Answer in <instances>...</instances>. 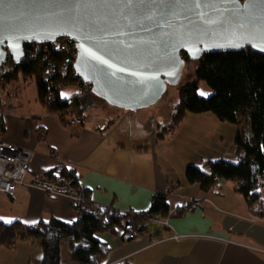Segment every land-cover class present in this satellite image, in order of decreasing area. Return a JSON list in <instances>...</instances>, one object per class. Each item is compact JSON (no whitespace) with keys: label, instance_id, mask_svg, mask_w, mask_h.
<instances>
[{"label":"crops","instance_id":"1","mask_svg":"<svg viewBox=\"0 0 264 264\" xmlns=\"http://www.w3.org/2000/svg\"><path fill=\"white\" fill-rule=\"evenodd\" d=\"M36 100L31 104L26 96L19 110L22 118L3 119L0 128L2 139L35 151L26 181L65 166L73 169L92 203L122 212H145L155 194H169V214L149 220L139 239L121 232L101 235L111 248L107 264H264V209L249 205L233 181L203 190L185 175L191 164L210 174L208 160L236 161L228 155L236 151L237 129L234 132L210 112H186L173 132L163 133L158 128L162 121L146 117L143 109L114 107L96 97L84 123L69 126ZM143 135L147 136L141 143L138 137ZM3 196V202L18 204L8 218L0 215L7 223L71 221L77 216L67 196H50L26 184ZM203 198L207 200L177 214L186 202ZM41 254L37 245L20 240L11 247L0 246V264H34Z\"/></svg>","mask_w":264,"mask_h":264},{"label":"water","instance_id":"2","mask_svg":"<svg viewBox=\"0 0 264 264\" xmlns=\"http://www.w3.org/2000/svg\"><path fill=\"white\" fill-rule=\"evenodd\" d=\"M60 36L77 41L74 67L92 93L134 111L179 81L186 57L264 55V0H0V65Z\"/></svg>","mask_w":264,"mask_h":264},{"label":"trees","instance_id":"3","mask_svg":"<svg viewBox=\"0 0 264 264\" xmlns=\"http://www.w3.org/2000/svg\"><path fill=\"white\" fill-rule=\"evenodd\" d=\"M64 57L63 52L53 49L45 56L26 58L17 74L27 80L34 79L39 102L47 112L59 114L66 122L74 116L85 117L94 95L91 88L78 90L77 97L71 102L61 95L59 85L75 83L73 75L62 74ZM201 80L211 88L210 95L198 93ZM175 108L163 133L173 132L186 112H210L221 122L238 127L234 139L236 161L208 160L206 166L211 169L210 174L197 165H188L187 181L199 183L203 190L223 180L233 181L235 189L249 205L264 209V55L250 48L203 55L197 61L194 78L182 87ZM0 128L3 130L2 117ZM41 175L59 182L72 179L75 187L80 186L73 169L65 166ZM84 196L85 200L78 204L71 203L77 213L71 221L53 218L25 224L20 220L7 223L0 219V246L11 247L17 241L28 240L42 251L34 264H66L62 257V243L65 241L69 260L75 262L70 261V264H107L111 248L101 235L121 232L128 237L130 231L142 233L149 220L169 214L168 192L155 194L150 208L141 213L101 207L90 201L87 191ZM181 209L177 208V214L182 212Z\"/></svg>","mask_w":264,"mask_h":264},{"label":"built area","instance_id":"4","mask_svg":"<svg viewBox=\"0 0 264 264\" xmlns=\"http://www.w3.org/2000/svg\"><path fill=\"white\" fill-rule=\"evenodd\" d=\"M53 49L64 53L65 57L61 64V71L64 76L71 74L74 76V85L78 90H87L91 85L81 79L77 74L74 64L78 58L79 50L77 41L69 36H60L47 43L29 42L24 44V54L26 58H35L40 55H47ZM24 61V60H23ZM23 61L15 60L9 53L0 65V117L3 119L15 117L22 118L19 110L26 103L27 80L17 74ZM73 69V70H72ZM51 69L49 68L48 71ZM64 85H59L62 89ZM78 92H74L67 97L71 102L77 97ZM82 116H74L68 119V125H82ZM35 156V151L31 148L18 145L0 138V195H12L17 185L26 184L30 187L38 188L50 196L65 195L71 203L78 204L85 200V190L82 186L75 187L73 180L56 181L42 175L35 177L32 181H26L25 177L30 169ZM215 180L217 178H214ZM200 203L204 200L200 199ZM207 200V199H205ZM199 205L198 200L191 201V204L181 206L183 210ZM264 216V210L262 211ZM154 219V218H153ZM129 238L139 239L140 233L130 231ZM174 238L181 239V235Z\"/></svg>","mask_w":264,"mask_h":264},{"label":"rangeland","instance_id":"5","mask_svg":"<svg viewBox=\"0 0 264 264\" xmlns=\"http://www.w3.org/2000/svg\"><path fill=\"white\" fill-rule=\"evenodd\" d=\"M197 61L198 60H190V59L186 60V64L184 65V67L182 69V73H181L179 81L175 84H169L167 86L165 93L162 95V97L155 104H153L149 107H146V108H142L143 110H141L142 111L141 113H144L146 115V117L150 116V119H151V116H153V119H157L158 121H162L158 125L159 131L164 132L165 127L169 126L170 121H171V116H172L171 114L176 109L175 107L178 104V101L180 98V91H181L182 87L185 86L186 84H188L194 78V70H195V67L197 66ZM26 86H27L26 87V95L28 96V99H30L31 104L36 105V102H37L36 99H38V89H37V85H36L35 80L34 79H28ZM76 91H78V88L75 85H67L61 89V95L65 98H67V97L71 96ZM211 92H212L211 88L204 81H202V80L199 81L198 93L200 95H202V93H203L202 96H208L211 94ZM94 97H96V96L94 95ZM96 101H99L102 103L103 102L107 103L105 100H103L99 97H96ZM114 107H116V106H114ZM138 110H140V109H138ZM134 111H137V110H134ZM133 113H135V112H133ZM163 115H167V117L169 116V119L167 120V122L163 119ZM85 117L82 116L83 123H84ZM222 123H225L229 127H233L234 132H236V129L238 128L237 125L229 123V122H222ZM66 124L68 125V120L66 121ZM151 124H152V120H150L147 123V125L149 127V128H147L148 131L152 128ZM74 126H80V125H74ZM146 136L147 135H143V136L138 137V141L143 143L142 138H146ZM152 136H153V131L150 132V136L147 137V139H151ZM0 138H1V136H0ZM234 157H235V153H231L228 155V159L229 158L234 159ZM80 186H82V185H80ZM84 190L86 191L85 188H84ZM0 197H1V199H0V215H2V216L4 215L5 217H7L8 216L7 213L12 212V210L14 211L15 208L18 207V204L17 203L12 204L10 199L8 201L6 200L3 202V200H2V197H4L3 194H1ZM205 199L206 198H203L202 200H205ZM193 200H195V199H193ZM197 200L200 204L201 200L200 199H197ZM186 203L191 204V200L186 202ZM196 206H198V205H196ZM7 220H9V219H7ZM62 257L64 259V262H66V264L71 263L70 261H72V260H69L70 258L68 256V246H67V243L65 241H63V243H62ZM72 262H74V261H72Z\"/></svg>","mask_w":264,"mask_h":264},{"label":"snow or ice","instance_id":"6","mask_svg":"<svg viewBox=\"0 0 264 264\" xmlns=\"http://www.w3.org/2000/svg\"><path fill=\"white\" fill-rule=\"evenodd\" d=\"M202 95H203V93H202Z\"/></svg>","mask_w":264,"mask_h":264},{"label":"flooded vegetation","instance_id":"7","mask_svg":"<svg viewBox=\"0 0 264 264\" xmlns=\"http://www.w3.org/2000/svg\"><path fill=\"white\" fill-rule=\"evenodd\" d=\"M186 55V54H185Z\"/></svg>","mask_w":264,"mask_h":264}]
</instances>
